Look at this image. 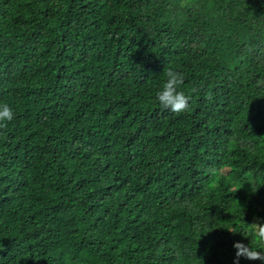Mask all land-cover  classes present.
<instances>
[{"label":"trees","instance_id":"16d2710c","mask_svg":"<svg viewBox=\"0 0 264 264\" xmlns=\"http://www.w3.org/2000/svg\"><path fill=\"white\" fill-rule=\"evenodd\" d=\"M0 104V264L264 252V0H0Z\"/></svg>","mask_w":264,"mask_h":264},{"label":"clouds","instance_id":"9594fccd","mask_svg":"<svg viewBox=\"0 0 264 264\" xmlns=\"http://www.w3.org/2000/svg\"><path fill=\"white\" fill-rule=\"evenodd\" d=\"M167 80L161 90L156 92V101L162 108L170 109L172 112L180 113L188 110L190 106V95L184 91H179V87L184 83L182 73L170 69H164ZM15 113L8 104H0V128H6L7 123L14 119ZM254 236L264 244V225L254 223ZM236 251L234 264H239L240 257L247 260L264 261V252L241 242L234 243Z\"/></svg>","mask_w":264,"mask_h":264}]
</instances>
